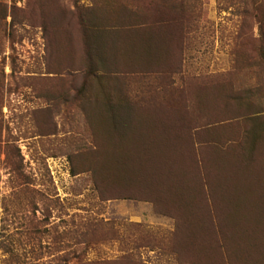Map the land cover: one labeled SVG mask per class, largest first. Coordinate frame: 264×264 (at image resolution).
<instances>
[{"label": "rangeland", "instance_id": "1", "mask_svg": "<svg viewBox=\"0 0 264 264\" xmlns=\"http://www.w3.org/2000/svg\"><path fill=\"white\" fill-rule=\"evenodd\" d=\"M152 1L176 53L171 85L214 90L204 116L187 109L198 120L193 127L208 125L227 138L245 127L235 124L241 115L263 118L264 67L256 56L263 42L252 18L236 16L235 5L223 9L231 0ZM119 2L143 9L149 0H0V264L72 263L75 254L76 264H176L172 220L147 201L106 199L90 174L93 165L105 166L93 162L97 147L118 137L99 113L86 122L79 111L95 87L85 80L75 95L86 66L78 17H110ZM124 81L134 98L148 93L138 95L139 83L148 87L138 76ZM246 168V180L264 182V158H248ZM246 200L243 212L264 224V185Z\"/></svg>", "mask_w": 264, "mask_h": 264}, {"label": "trees", "instance_id": "2", "mask_svg": "<svg viewBox=\"0 0 264 264\" xmlns=\"http://www.w3.org/2000/svg\"><path fill=\"white\" fill-rule=\"evenodd\" d=\"M154 1L161 6L182 3ZM231 1L223 9L235 5L236 16H249L256 23L257 38L263 42L256 56L263 68L264 0ZM150 3L139 9L119 2L110 17L97 12L78 17L79 53L86 66L75 95L83 94L86 80L94 83L95 96L92 101L84 96L77 105L84 121L99 113L104 128L118 137L113 145L95 150L94 164L105 166L93 165L94 185L106 199L147 201L156 213L170 218L169 250L176 254V264H264V224L242 206L264 185L243 177L248 158H264V117L241 115L235 124L241 120L245 127L228 139L211 126L193 127L199 123L187 109L204 116L205 107L215 105L214 90L206 83L200 89L171 85L176 53H171V37L160 27L162 16ZM119 76L117 88L112 83ZM133 76L148 84H138V95H148L134 98L130 85L122 84ZM101 177L103 184H98ZM72 259L59 264H76L79 257Z\"/></svg>", "mask_w": 264, "mask_h": 264}]
</instances>
